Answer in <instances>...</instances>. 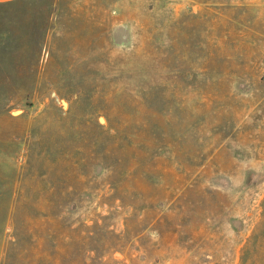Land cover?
Here are the masks:
<instances>
[{"label": "rangeland", "instance_id": "1", "mask_svg": "<svg viewBox=\"0 0 264 264\" xmlns=\"http://www.w3.org/2000/svg\"><path fill=\"white\" fill-rule=\"evenodd\" d=\"M0 264H264V0L0 3Z\"/></svg>", "mask_w": 264, "mask_h": 264}, {"label": "crops", "instance_id": "2", "mask_svg": "<svg viewBox=\"0 0 264 264\" xmlns=\"http://www.w3.org/2000/svg\"><path fill=\"white\" fill-rule=\"evenodd\" d=\"M10 1H13V0H0V3H5V2H10Z\"/></svg>", "mask_w": 264, "mask_h": 264}]
</instances>
